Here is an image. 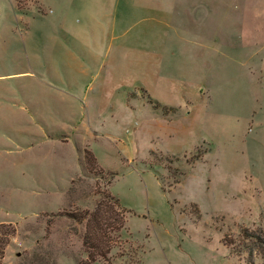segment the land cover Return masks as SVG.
<instances>
[{
    "label": "rangeland",
    "instance_id": "rangeland-1",
    "mask_svg": "<svg viewBox=\"0 0 264 264\" xmlns=\"http://www.w3.org/2000/svg\"><path fill=\"white\" fill-rule=\"evenodd\" d=\"M0 223L3 264H264V0H0Z\"/></svg>",
    "mask_w": 264,
    "mask_h": 264
},
{
    "label": "trees",
    "instance_id": "trees-1",
    "mask_svg": "<svg viewBox=\"0 0 264 264\" xmlns=\"http://www.w3.org/2000/svg\"><path fill=\"white\" fill-rule=\"evenodd\" d=\"M83 151L86 167L90 171H93V169L96 171L95 156L90 150L84 149ZM110 175H112V173H110ZM108 182H111V180L109 179ZM124 212V208L117 211L101 202L97 204L92 212L85 211L84 215L80 217L81 220L86 219V231L83 243L88 251L90 261L95 260L97 255L106 256L110 249V245L107 244L103 247V243L106 238H108L109 242L110 230L118 231L121 229L125 220ZM15 232L16 229L11 223H0V264H3L2 258L4 256L5 246L10 240L9 236H13ZM251 236L259 239V236L257 235ZM79 264H86V262H81Z\"/></svg>",
    "mask_w": 264,
    "mask_h": 264
}]
</instances>
